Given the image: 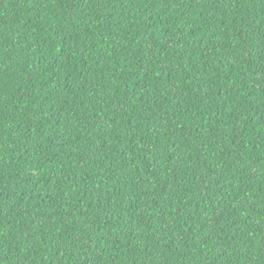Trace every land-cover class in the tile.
I'll list each match as a JSON object with an SVG mask.
<instances>
[{
	"label": "trees",
	"instance_id": "1",
	"mask_svg": "<svg viewBox=\"0 0 264 264\" xmlns=\"http://www.w3.org/2000/svg\"><path fill=\"white\" fill-rule=\"evenodd\" d=\"M0 264H264V0H0Z\"/></svg>",
	"mask_w": 264,
	"mask_h": 264
}]
</instances>
